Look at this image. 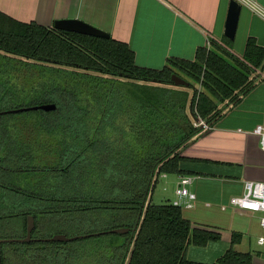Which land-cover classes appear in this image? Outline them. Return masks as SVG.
<instances>
[{"label": "trees", "instance_id": "obj_1", "mask_svg": "<svg viewBox=\"0 0 264 264\" xmlns=\"http://www.w3.org/2000/svg\"><path fill=\"white\" fill-rule=\"evenodd\" d=\"M233 42L223 36L225 47L211 39L194 59L170 56L153 68L137 64L130 45L112 35L22 21L0 10V110L57 104L0 114L18 116L0 132V238L25 236L30 214L33 237L67 234L74 213L101 208L121 222L96 232L131 229L96 234L115 240L108 242L113 257L100 264H127L130 255L128 264H253L251 252L233 247L243 235L238 231L216 261L189 259L190 245L205 246L221 233L193 225L169 199L153 202L161 174H190L183 162L212 161L183 149L243 100L256 84L255 70L264 71L257 38L248 37L241 57L227 50ZM173 73L184 74L189 86H173ZM130 79L143 83L122 90ZM110 124L118 133L107 139ZM55 216L66 227L49 229ZM52 242L7 241L2 251L14 250L22 264L32 246Z\"/></svg>", "mask_w": 264, "mask_h": 264}, {"label": "crops", "instance_id": "obj_2", "mask_svg": "<svg viewBox=\"0 0 264 264\" xmlns=\"http://www.w3.org/2000/svg\"><path fill=\"white\" fill-rule=\"evenodd\" d=\"M231 0H0V10L22 21L52 25L57 19L76 18L127 42L139 65L161 68L170 56L194 59L198 46L211 39L223 43ZM237 33L232 51L242 56L248 37L264 45V0L241 2ZM254 4L258 9L253 6ZM240 36H239V32ZM243 100L227 108L218 122L183 149L189 157L212 161H185L195 198L179 197L180 174L163 173L159 182L165 198L179 199L183 214L193 225L219 231L221 238L205 246L190 245L187 257L214 262L232 245L233 231L243 235L233 247L253 254V264H264V235L260 213L231 204L244 192L247 180H264V151L254 132L264 125V71ZM121 260V259H120Z\"/></svg>", "mask_w": 264, "mask_h": 264}, {"label": "rangeland", "instance_id": "obj_3", "mask_svg": "<svg viewBox=\"0 0 264 264\" xmlns=\"http://www.w3.org/2000/svg\"><path fill=\"white\" fill-rule=\"evenodd\" d=\"M240 33L241 31L239 32V36ZM227 50L232 52L231 48H228ZM180 75L186 79V76L184 74H180ZM0 77L2 81L5 80V76L2 75ZM124 82L125 83L128 82V83H126V85L124 84L121 85L122 90H124L126 86L133 87V83L140 85L143 83V81L131 80V79L129 81L125 80ZM148 83L150 84V82ZM166 86H170V85L167 84ZM4 88L5 85L0 86V91ZM132 94L134 97L136 96L134 92ZM66 116L67 117H65V119L69 118L68 115ZM16 117L18 116L10 115V114L3 116L2 119H0V132L3 133L4 128L10 127V125L8 124L16 123L15 120ZM77 123L79 124V122ZM109 126L110 127L106 128V130H108L110 134L109 135L108 133H106L107 139L110 138L111 135L118 133V131L115 130L112 124H110ZM134 128L137 127L134 126ZM131 129H133V127H131ZM133 130L135 131V129ZM130 133L132 132H128L129 137L132 136ZM113 138L116 139L114 136ZM141 143L143 142L139 141L137 144H141ZM165 193L166 192L162 190V184L159 182L155 188V192L153 195V202L163 203L167 201L168 199H166L164 196ZM60 219H62L60 218V216L58 217L55 216L54 221L48 224L47 227L52 230L63 229L66 226H62V221ZM70 219H71L70 221L71 224L68 225L67 228H65L67 231V235L69 236H76L79 234L108 229L114 226L116 223L121 222L119 218L114 217L113 215L105 212V210L101 208L77 211ZM38 230L39 228L35 230L36 235L38 234ZM38 237H51V236L49 235V233L44 234L42 232L41 234H39ZM111 240H114L113 236L104 234V235L84 236L69 241H54L52 243H46L45 245H39L37 248H35V246H32L33 249L31 250L30 253L25 255L26 259L24 263L22 261V264H95V262L97 264H100L105 259L112 258L115 253V250L111 249L108 246L110 245V243L108 242H110ZM55 242L58 243L53 244ZM16 246H21V245H16ZM15 264H18V261H16ZM112 264H115V259H113Z\"/></svg>", "mask_w": 264, "mask_h": 264}, {"label": "water", "instance_id": "obj_4", "mask_svg": "<svg viewBox=\"0 0 264 264\" xmlns=\"http://www.w3.org/2000/svg\"><path fill=\"white\" fill-rule=\"evenodd\" d=\"M241 10H242V5L237 0L230 1L227 20H226V28H225V34L230 39H235ZM54 24L57 28L64 29V30L75 31V32H80L84 34L100 36V37L110 36V34L107 31L97 26H94L88 22H85L81 19L61 18V19H57ZM171 81H172V84L176 86H186V87L189 86V81L177 73L172 74ZM56 108H57V104L55 102H48V103L34 104L30 106H23L19 108H13L9 110H0V114L6 113V112H20V111L31 110V109H43L46 111H51V110H55ZM35 226H36L35 217L33 214H30L27 220V232H26L25 237L0 238V264H1V258H2L1 257L2 256V243L5 241H19V242H25V241H31V240L69 241V240L76 239L79 237L92 236V235L101 234L104 232L125 233V232L130 231L131 229L128 226H123V227H116V228L103 231V232H89V233L79 234L76 236H69L65 233H56L51 237H33L32 232ZM130 259H131V255L128 259V263L130 262Z\"/></svg>", "mask_w": 264, "mask_h": 264}, {"label": "built area", "instance_id": "obj_5", "mask_svg": "<svg viewBox=\"0 0 264 264\" xmlns=\"http://www.w3.org/2000/svg\"><path fill=\"white\" fill-rule=\"evenodd\" d=\"M241 2H250V0H237ZM241 4V3H240ZM255 6L254 4H252ZM256 9H258L255 6ZM264 12V11H263ZM203 128H209L208 124L201 121ZM254 132L260 136L261 149L264 151V125L258 124L254 128ZM191 175H181L176 188V194L179 197L195 198L196 194L192 192L188 184L192 182ZM175 204L181 205L179 199L173 201ZM230 202L238 208L254 211L260 213V224L264 228V180H247L244 184V192L242 194L234 195L231 197ZM259 242L264 243V235L259 237Z\"/></svg>", "mask_w": 264, "mask_h": 264}, {"label": "flooded vegetation", "instance_id": "obj_6", "mask_svg": "<svg viewBox=\"0 0 264 264\" xmlns=\"http://www.w3.org/2000/svg\"><path fill=\"white\" fill-rule=\"evenodd\" d=\"M26 236V235H25ZM25 236H20V237H25ZM38 237V236H37ZM5 238H11V237H5ZM19 238V237H18ZM31 241H42V242H46L44 240H31ZM7 242V241H5ZM16 242H19V241H16ZM25 242H30V241H25ZM20 243H23V242H20ZM38 246V245H37ZM31 247V246H30ZM15 252L14 250H7L6 252L3 253L2 251V258H1V264H15Z\"/></svg>", "mask_w": 264, "mask_h": 264}]
</instances>
